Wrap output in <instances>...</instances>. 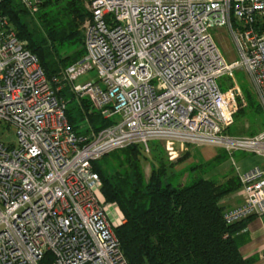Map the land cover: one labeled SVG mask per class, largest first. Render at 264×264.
I'll use <instances>...</instances> for the list:
<instances>
[{"label":"built area","instance_id":"obj_1","mask_svg":"<svg viewBox=\"0 0 264 264\" xmlns=\"http://www.w3.org/2000/svg\"><path fill=\"white\" fill-rule=\"evenodd\" d=\"M19 1L34 13L45 0ZM87 6L85 55L52 80L0 7V264H130L110 218L118 205L106 201L93 166L104 154L133 144L149 153L165 140L264 158V128L227 133L239 90L221 81L243 71L264 113V0ZM221 28L239 59L224 56L213 33ZM63 85L116 121L77 133L58 94ZM4 128L16 130V143L3 141ZM238 176L241 202L225 210L228 223L264 215V168Z\"/></svg>","mask_w":264,"mask_h":264},{"label":"trees","instance_id":"obj_2","mask_svg":"<svg viewBox=\"0 0 264 264\" xmlns=\"http://www.w3.org/2000/svg\"><path fill=\"white\" fill-rule=\"evenodd\" d=\"M0 7L18 36L37 55L50 80L85 55L83 22L91 13L84 0H45L38 10L40 27L35 29L22 18L30 11L19 0H0ZM243 93L248 105L255 106L256 100L245 86ZM58 94L68 102L67 117L77 133L100 130L116 121L115 117L90 113L86 105H80L81 119L77 120L71 106L76 95L70 86L63 85ZM85 120L87 126L83 128ZM119 150L122 154L116 155L113 165L107 164V170L98 163L112 152L95 160L93 166L101 177L106 201L116 203L124 217L115 232L130 264H251L240 252V234L247 217L228 223L224 217L228 208L221 202L242 187L238 175L223 181L198 177L175 185L169 179L173 173L170 167L187 159L189 153L169 165L155 166L147 176L140 158L141 145ZM221 153L191 168L214 166Z\"/></svg>","mask_w":264,"mask_h":264},{"label":"rangeland","instance_id":"obj_3","mask_svg":"<svg viewBox=\"0 0 264 264\" xmlns=\"http://www.w3.org/2000/svg\"><path fill=\"white\" fill-rule=\"evenodd\" d=\"M16 1L17 0H15V2ZM84 2L86 8L89 11V8L87 6L88 0H84ZM38 13H39L38 11L34 13L29 12L28 15L24 13L22 18L29 23L31 28L35 29L36 25L38 26L41 23L40 19L38 18ZM89 16L90 15H88V17ZM213 33L215 34L216 40L226 59L228 61H234L239 59L240 56L237 52V49L235 47L231 35L223 28L215 29L213 30ZM94 75L95 72L93 71L89 72L88 74L82 76L79 79V81L83 82ZM221 81L223 82L224 85L226 86L229 85L231 87L234 86L239 90V95L237 98L238 108L234 113V122L231 125L230 129L227 131V133L229 134L234 133L232 135H253V133L262 130L264 127V115L259 105V102L255 96L252 85L249 79L247 78V76L244 74V72L239 70L236 72L235 77L230 79V81L226 76L223 77ZM243 86L247 87V89L251 93L250 95H252L256 100L255 106L251 107L248 105V100L246 99L243 93ZM74 98L75 100L73 103H71V106L73 108V114L76 115L75 117L77 120L81 119L80 117L81 113L79 110L80 105L81 106L84 105V107L86 105L89 108L90 113H94L91 112L92 105H91V100L89 98L82 99L80 96H76ZM68 99L71 100L70 97ZM85 125L86 124H84V126ZM1 138L6 143H16L17 142L16 130L14 128H4V132L1 133ZM170 144L173 143L165 140H155L153 141L150 152L148 153L143 151V154L140 155L141 163L147 176H149L150 172L155 166H160L161 164L169 165L170 163L177 161L179 156L185 153L186 150L179 149L180 146L179 144H177L174 148V150L176 151L174 154L175 156L170 157V151L172 152V148ZM185 147H188L189 149L191 148L192 159L190 160L185 159L180 163L175 164L173 168L170 167V170L173 171V173L170 175L169 179L173 184L175 185L184 184L186 182H191L198 177H206V176L208 177V175L210 176L212 173L214 174L210 177L220 181H223L224 179H227L228 177L235 175L234 171L229 170L227 166L221 168V170L218 171L216 170L218 164L220 163L222 164L231 156L230 153H228L224 149L218 148L217 145L211 143H205L204 145H198L197 143H185ZM208 149L214 150L215 152L217 151L222 152V153L220 152L221 156L219 160L216 161L217 164L214 166L203 165L195 169H192L191 166H196L207 162L206 152L208 151ZM119 154H122V150H116L115 152L112 151L111 154H108L107 156L99 160L98 166H101L103 169L107 170L108 169L107 164L111 163L113 165V163H115L114 160L116 155ZM250 155L254 156V154H250ZM189 174L190 176L186 178L187 175ZM118 209H113V208L109 209V212L111 213L110 218L113 222V225H116L115 227H117L120 224L121 216H122L121 210L119 209L118 211Z\"/></svg>","mask_w":264,"mask_h":264},{"label":"crops","instance_id":"obj_4","mask_svg":"<svg viewBox=\"0 0 264 264\" xmlns=\"http://www.w3.org/2000/svg\"><path fill=\"white\" fill-rule=\"evenodd\" d=\"M177 144H179L180 146L179 149L186 150L184 154L189 153L187 160L192 159L191 148L189 149L188 147H185V144L177 142L170 145L172 148V152L169 150L170 157L175 156L174 154L176 151L174 150V148ZM217 147L223 149L222 147ZM220 152L221 151L215 152L214 150L208 149V151L206 152L207 161L216 157ZM250 154L251 153L244 151H236L225 162H223L222 164H218L216 170H221V168L227 166L229 170L234 171L235 175H238L240 172L247 171L255 166H261L262 168H264V158L262 156H255V154L253 156ZM213 174L214 173H212L210 176H212ZM189 176L190 174L187 175L186 178H188ZM210 176L208 175V177ZM221 202L226 206V208L236 206L241 202L239 190L228 195ZM240 236L243 239V242L240 246V252L242 256L246 259H249L251 261V264H264V215H252L250 217H247L246 226Z\"/></svg>","mask_w":264,"mask_h":264}]
</instances>
